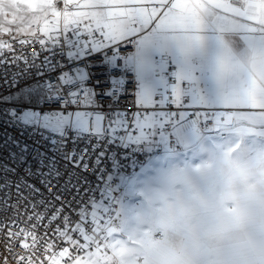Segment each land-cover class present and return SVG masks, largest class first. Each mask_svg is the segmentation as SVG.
<instances>
[{
    "label": "snow or ice",
    "instance_id": "snow-or-ice-1",
    "mask_svg": "<svg viewBox=\"0 0 264 264\" xmlns=\"http://www.w3.org/2000/svg\"><path fill=\"white\" fill-rule=\"evenodd\" d=\"M0 70V264H264V0H0Z\"/></svg>",
    "mask_w": 264,
    "mask_h": 264
},
{
    "label": "built area",
    "instance_id": "built-area-1",
    "mask_svg": "<svg viewBox=\"0 0 264 264\" xmlns=\"http://www.w3.org/2000/svg\"><path fill=\"white\" fill-rule=\"evenodd\" d=\"M37 47H39V45H37ZM2 70H0V77H2ZM96 75L97 77L103 79L102 77V73L99 69L96 70ZM8 91L9 89L5 86L4 84V81L2 78H0V93H3L4 95H7L8 94ZM14 91V89H13ZM102 103H104L105 105V108H104V111H107V104H108V101L107 100H104L102 101ZM132 104V97L131 95H129L127 98L125 99H122L121 102H120V106L121 107H125L127 105H131ZM15 105H5V107H14ZM25 105H21V107H24ZM129 111H134V109H131L129 108L128 109ZM175 110V109H173ZM4 133H8L12 136H15L17 138H21L20 137V132L16 129V128H13V127H8V126H5L3 124L2 121H0V137H2V135ZM28 139V142L29 144H31L32 142V138L31 137H26ZM92 143H95V140L92 141ZM75 147H77V149H83V148H86V147H90L89 145V142L87 140H78L76 142V145ZM106 147H110V146H106ZM73 148V144L71 142V140H69V150H71ZM0 213H3V215H0V220H3L4 223H7V220L5 219V217L9 214H14L11 212V209H9L8 205H0ZM0 239H6L5 237H2L0 236Z\"/></svg>",
    "mask_w": 264,
    "mask_h": 264
},
{
    "label": "rangeland",
    "instance_id": "rangeland-1",
    "mask_svg": "<svg viewBox=\"0 0 264 264\" xmlns=\"http://www.w3.org/2000/svg\"><path fill=\"white\" fill-rule=\"evenodd\" d=\"M33 27H36L35 25Z\"/></svg>",
    "mask_w": 264,
    "mask_h": 264
}]
</instances>
